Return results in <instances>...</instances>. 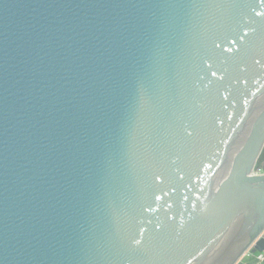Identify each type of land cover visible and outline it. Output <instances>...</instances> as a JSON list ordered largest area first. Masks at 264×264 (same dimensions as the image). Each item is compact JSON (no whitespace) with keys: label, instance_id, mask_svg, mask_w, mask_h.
I'll list each match as a JSON object with an SVG mask.
<instances>
[{"label":"water","instance_id":"1","mask_svg":"<svg viewBox=\"0 0 264 264\" xmlns=\"http://www.w3.org/2000/svg\"><path fill=\"white\" fill-rule=\"evenodd\" d=\"M264 0H0V264L264 254Z\"/></svg>","mask_w":264,"mask_h":264},{"label":"built area","instance_id":"2","mask_svg":"<svg viewBox=\"0 0 264 264\" xmlns=\"http://www.w3.org/2000/svg\"><path fill=\"white\" fill-rule=\"evenodd\" d=\"M254 170H255L256 177L264 176V163H262L260 166L255 167ZM262 237H264V230L257 236V238L255 239V242L261 239ZM250 257H252V255L248 252L245 255V258H250ZM258 258L259 260H261L262 256H259Z\"/></svg>","mask_w":264,"mask_h":264},{"label":"crops","instance_id":"3","mask_svg":"<svg viewBox=\"0 0 264 264\" xmlns=\"http://www.w3.org/2000/svg\"><path fill=\"white\" fill-rule=\"evenodd\" d=\"M259 256H262L261 260H259ZM239 264H264V254L244 258Z\"/></svg>","mask_w":264,"mask_h":264},{"label":"trees","instance_id":"4","mask_svg":"<svg viewBox=\"0 0 264 264\" xmlns=\"http://www.w3.org/2000/svg\"><path fill=\"white\" fill-rule=\"evenodd\" d=\"M262 163H264V148H263L262 153H261V155H260V157L258 159L256 167L260 166Z\"/></svg>","mask_w":264,"mask_h":264},{"label":"rangeland","instance_id":"5","mask_svg":"<svg viewBox=\"0 0 264 264\" xmlns=\"http://www.w3.org/2000/svg\"><path fill=\"white\" fill-rule=\"evenodd\" d=\"M257 255V254H256ZM244 259V258H243Z\"/></svg>","mask_w":264,"mask_h":264}]
</instances>
